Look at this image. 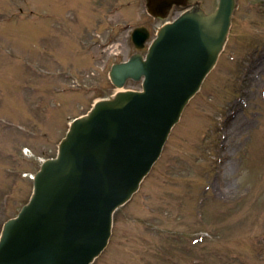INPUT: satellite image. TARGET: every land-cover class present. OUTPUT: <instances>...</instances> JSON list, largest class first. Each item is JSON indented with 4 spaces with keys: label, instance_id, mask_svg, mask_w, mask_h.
<instances>
[{
    "label": "rangeland",
    "instance_id": "rangeland-1",
    "mask_svg": "<svg viewBox=\"0 0 264 264\" xmlns=\"http://www.w3.org/2000/svg\"><path fill=\"white\" fill-rule=\"evenodd\" d=\"M162 22L145 0H0V230L70 118L116 90L132 29L151 40ZM92 264H264V0H236L215 67Z\"/></svg>",
    "mask_w": 264,
    "mask_h": 264
},
{
    "label": "water",
    "instance_id": "water-1",
    "mask_svg": "<svg viewBox=\"0 0 264 264\" xmlns=\"http://www.w3.org/2000/svg\"><path fill=\"white\" fill-rule=\"evenodd\" d=\"M148 2L151 10L168 5V0ZM232 8L233 0H220L211 15L186 13L159 31L149 62L136 56L113 67L111 76L118 86L120 76L139 78L143 73L144 92L100 101L71 125L58 157L46 160L36 174L30 202L6 222L0 264H88L99 253L114 208L158 157L170 127L214 64ZM187 27L191 36L180 42L178 32ZM133 37L141 43L144 36L136 31Z\"/></svg>",
    "mask_w": 264,
    "mask_h": 264
},
{
    "label": "bare ground",
    "instance_id": "bare-ground-1",
    "mask_svg": "<svg viewBox=\"0 0 264 264\" xmlns=\"http://www.w3.org/2000/svg\"><path fill=\"white\" fill-rule=\"evenodd\" d=\"M235 121H237L235 124V127H240V126H242L243 123L244 124L247 123V121H243V120L241 121V119H239V118H236Z\"/></svg>",
    "mask_w": 264,
    "mask_h": 264
}]
</instances>
